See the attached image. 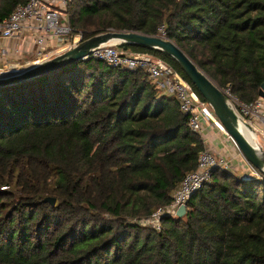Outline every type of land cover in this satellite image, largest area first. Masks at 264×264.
<instances>
[{"label":"trees","instance_id":"1","mask_svg":"<svg viewBox=\"0 0 264 264\" xmlns=\"http://www.w3.org/2000/svg\"><path fill=\"white\" fill-rule=\"evenodd\" d=\"M26 2L0 0V22ZM68 12L87 39L164 26L220 88L260 97L264 0H73ZM121 48L188 80L159 50ZM187 120L143 70L93 59L0 87V264H264V174L215 169L183 217L139 224L197 168L205 141Z\"/></svg>","mask_w":264,"mask_h":264},{"label":"built area","instance_id":"2","mask_svg":"<svg viewBox=\"0 0 264 264\" xmlns=\"http://www.w3.org/2000/svg\"><path fill=\"white\" fill-rule=\"evenodd\" d=\"M72 1L27 0L0 22V79L22 74L32 66L62 55L87 39L83 32L71 27L68 7ZM156 36L168 39L164 26L159 28ZM8 41L14 42V46L7 44ZM27 55L31 58L23 63ZM90 59L102 61L114 68L146 72L162 93L177 98L181 112L188 117L187 124L192 132L203 138L206 128L221 132L247 167L248 174L244 177L262 179V173L245 159L238 143L226 131L193 84L164 57L127 51L121 48L120 42H110L92 50L84 61ZM220 89L237 115L243 134L250 137L255 148L264 151V98L259 97L246 103L230 87ZM235 168L232 160L205 146L197 168L185 176L174 192L172 203L159 209L151 218L141 220L139 224H151L160 229L161 218L164 215L178 217L179 208L186 206L195 193L211 183L215 169L233 173Z\"/></svg>","mask_w":264,"mask_h":264},{"label":"water","instance_id":"3","mask_svg":"<svg viewBox=\"0 0 264 264\" xmlns=\"http://www.w3.org/2000/svg\"><path fill=\"white\" fill-rule=\"evenodd\" d=\"M114 41L118 43L137 44L150 49L159 50L177 61L188 80L211 107L216 117L225 127L226 131L238 143L245 159L262 174H264V151H260L255 148L243 134L239 124V119L230 107L227 98L221 91L220 87L186 54L180 46L169 39L144 35L136 32L109 31L103 34H98L86 39L78 46L68 50L62 55L32 66L22 74L0 79V87L18 84L60 70L74 62L84 60V58L90 55L92 50L95 48ZM259 96L264 98V85ZM45 202L54 206L56 200L48 197L45 199ZM186 212L187 207L182 206L179 208L177 216L183 217Z\"/></svg>","mask_w":264,"mask_h":264},{"label":"crops","instance_id":"4","mask_svg":"<svg viewBox=\"0 0 264 264\" xmlns=\"http://www.w3.org/2000/svg\"><path fill=\"white\" fill-rule=\"evenodd\" d=\"M7 44L14 46V42H12V41H8ZM122 44H125V43H120V46ZM13 46H11V47H13ZM30 58H31V56L27 57L26 59L29 60ZM204 137L210 139L209 146L216 153H218V154H220L223 157H226L228 159L231 158V160L235 164V167H236L235 171L236 172H234V173L237 174V176L244 177L246 174H248L247 167L245 166V164L243 163L241 158L238 157L239 155L234 150L232 145L229 142H227L225 135H223L218 130L206 128L205 133H204ZM205 138H203V139H205Z\"/></svg>","mask_w":264,"mask_h":264},{"label":"rangeland","instance_id":"5","mask_svg":"<svg viewBox=\"0 0 264 264\" xmlns=\"http://www.w3.org/2000/svg\"><path fill=\"white\" fill-rule=\"evenodd\" d=\"M27 57H30V56L27 55V56L23 59V61H22L23 63H25V61L28 60V59H26ZM204 140H205V146L208 147L209 144H210V143H209V142H210V139L205 138ZM212 143H213V142H212ZM209 147H210V146H209ZM238 157H239V156H238ZM229 160H231V158H229ZM237 160H238V159H237ZM234 172H236L235 169H234V171H233V174H235ZM235 175L237 176V174H235ZM238 177H241V176H238ZM146 226H147V227H151V226H153V225H151V224H147Z\"/></svg>","mask_w":264,"mask_h":264},{"label":"bare ground","instance_id":"6","mask_svg":"<svg viewBox=\"0 0 264 264\" xmlns=\"http://www.w3.org/2000/svg\"><path fill=\"white\" fill-rule=\"evenodd\" d=\"M112 43H116V42L114 41V42H112ZM244 134H245V133H244ZM245 136H246V138L249 140L250 143H254V142L250 139V137H249L247 134H246Z\"/></svg>","mask_w":264,"mask_h":264}]
</instances>
